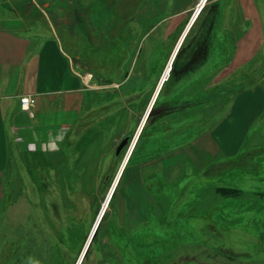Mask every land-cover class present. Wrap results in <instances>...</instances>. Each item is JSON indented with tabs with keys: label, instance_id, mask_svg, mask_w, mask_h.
<instances>
[{
	"label": "rangeland",
	"instance_id": "1",
	"mask_svg": "<svg viewBox=\"0 0 264 264\" xmlns=\"http://www.w3.org/2000/svg\"><path fill=\"white\" fill-rule=\"evenodd\" d=\"M145 1L112 0L109 17L102 0L81 1L95 11L88 35L70 37L90 76L84 118L55 151L10 149L0 172V264L78 263L169 60L170 45L158 46L156 36L140 42L141 34L125 30L119 37L114 29L113 44L102 42L103 18L126 14L128 20ZM35 4L28 17L45 29L49 17L60 24L40 0ZM66 18L63 24L72 27ZM194 36L186 44L196 43ZM183 54L174 59L82 264H264V136L254 133L227 163L205 166V176L202 170L189 177L157 169L144 174L145 221L123 225L133 220L127 191L141 194L131 177L141 183L143 152L153 155L211 130L214 104L223 106L257 77L241 69L219 84L215 66L226 53L211 51L202 62L201 54L184 68ZM124 137L128 143L115 156Z\"/></svg>",
	"mask_w": 264,
	"mask_h": 264
},
{
	"label": "crops",
	"instance_id": "2",
	"mask_svg": "<svg viewBox=\"0 0 264 264\" xmlns=\"http://www.w3.org/2000/svg\"><path fill=\"white\" fill-rule=\"evenodd\" d=\"M22 7L25 9L21 12ZM32 7L28 0H0V172L10 149L57 150L84 118L89 98V72L83 69L70 39L88 35L85 31L89 30V15L80 8L71 27L63 24L67 15L54 14L60 24L48 16L45 29L42 21L28 17ZM41 7L47 9L49 2ZM3 10L12 13L3 15ZM137 12L142 20L151 23L152 30L147 35L156 36L158 46L170 45L166 60L176 49L175 59L183 51L179 61L184 68L190 62L189 53L202 52V62L211 51L221 52L226 54L215 66L220 69L215 82L222 84L241 69H247L248 76L257 77L225 97L223 106L214 104L211 130L140 162L141 183L137 176L131 178L141 186V194L128 190L131 198L124 200L125 205L134 207L129 213L133 220L123 224L129 227L145 221L144 174L155 169L180 174L187 166L200 171L238 155L252 133L259 139L264 136V0H147ZM68 19L74 20L71 15ZM147 35L142 33L139 41ZM192 35L197 42L186 44ZM24 95L33 98L29 112L20 107Z\"/></svg>",
	"mask_w": 264,
	"mask_h": 264
},
{
	"label": "flooded vegetation",
	"instance_id": "3",
	"mask_svg": "<svg viewBox=\"0 0 264 264\" xmlns=\"http://www.w3.org/2000/svg\"><path fill=\"white\" fill-rule=\"evenodd\" d=\"M79 1L80 0H40V3L43 4L45 2H49V7H48L49 14H57V15L63 14V15H67V16L71 15V16H73V19L75 21L77 16H78V13L80 11V8H81L79 5ZM102 1L104 4L105 11L108 14L107 17H109V15H110L109 11L111 9L110 5L112 6V4H111L112 0H102ZM28 3H32L34 5L35 0H28ZM92 6L90 5V7L87 9H85L84 7L82 8V13H86L89 15V24L91 22V17H92V15H94L93 13L95 12L94 10H91ZM137 10H136V12H134L132 17L129 16L130 18H128V20L126 18V17H128V15L125 14L124 17H121V15H120V17L118 16L116 19L114 17V18H109L105 21V23H104L105 27L102 30V32H103L102 33V36H103L102 42L105 45V47L107 46V44L111 45L115 41L111 35L114 29L119 31V34H118L119 37H121V34L125 30L128 31V33L130 35L133 33H134V35L135 34H142V33H144V35L149 34V32L152 30L151 23L149 20H142L139 16V13L137 12ZM89 11H92L93 13L90 14ZM127 21H129L130 24H132L133 28L130 27L129 22H127ZM144 28H147V30L143 31ZM201 53L202 52H200L199 50L192 52V53H189L190 54L189 55L190 56L189 57L190 62L188 64L194 63L196 58L199 55H201ZM163 109L164 108H162V110Z\"/></svg>",
	"mask_w": 264,
	"mask_h": 264
},
{
	"label": "bare ground",
	"instance_id": "4",
	"mask_svg": "<svg viewBox=\"0 0 264 264\" xmlns=\"http://www.w3.org/2000/svg\"><path fill=\"white\" fill-rule=\"evenodd\" d=\"M202 1H203V0H202ZM194 20H195V17L192 18V21L189 23V25H188V27H187L186 30H188V28L191 26V24L194 22ZM177 53H178V49H176V51H174L173 54H171V57H170V59L168 60L166 67L164 68L163 74H162L161 78L159 79V82H158V84H157V86H156V88H155V90H154V93H153V96H152V98H151V101H150V103H149V105H148V107H147V109H146V112H145V114L143 115L142 120H141V122H140V124H139V127H138V129H137V131H136V134H135V137H134V139H133V142L131 143V146L129 147V150H128L127 154L125 155V157H124V159H123V161H122V164H121V166H120V168H119V171H118V173H117V175H116V177H115V180H114V182H113V184H112V186H111V189H110V191L108 192V194H107V196H106V198H105V201H104V203H103V206H102V208H101V210H100V213H99V215H98V217H97V220L100 218V216H101V219H102V217H103V216L105 215V213H106L107 207H108L109 204H110V200H111V196H112V195H110V193H111L112 190H113L112 192H114L115 187H116V185H117V183H118V181H119V179H120L121 173H122L123 169L126 167V164H127V162L129 161V159H130V157H131V153L133 152V149H134V147H135V145H136V143H137L138 137H139V135L141 134L142 128H143L144 125H145V122H146L147 117H148V115H149V113H150V111H151V108H152V106H153V103H154L155 100L157 99V97H158V95H159V93H160V91H161L162 86H164L165 82L169 79V76H170V74H171V70H172V67H173V62H174V59H175ZM159 86H160V87H159ZM158 89H159V90H158ZM112 194H113V193H112ZM109 195H110V196H109ZM101 214H102V215H101ZM97 220H96V222H97ZM84 248H85V247H84ZM83 250H84V249H83ZM81 254H82V253H81ZM80 257H81V256H80ZM80 257H79V260H80ZM83 258H84V257H83ZM83 258L81 259L80 264H82ZM79 260H78V262H79ZM77 264H78V263H77Z\"/></svg>",
	"mask_w": 264,
	"mask_h": 264
},
{
	"label": "trees",
	"instance_id": "5",
	"mask_svg": "<svg viewBox=\"0 0 264 264\" xmlns=\"http://www.w3.org/2000/svg\"><path fill=\"white\" fill-rule=\"evenodd\" d=\"M150 117V113H149V115H148V117H147V120H148V118ZM146 120V121H147ZM143 129H144V127L142 128V131H143ZM142 131H141V134H142ZM141 134L139 135V137H138V140H137V142L139 141V139H140V136H141ZM137 144V143H136ZM135 147H136V145H135ZM135 147H134V149H133V152H134V150H135ZM125 147H123L121 150H120V152L124 149ZM165 150H168V149H165ZM164 150V151H165ZM120 152L118 153V154H116L115 153V156H118L119 154H120ZM133 152L131 153V157H132V155H133ZM160 152H163V151H160ZM160 152H158V153H160ZM144 153V155L142 156V159H147V158H149V157H151V156H153V155H155V154H157V153H155V154H151V153H147V152H143ZM131 157H130V159H131ZM129 159V160H130ZM229 161V160H228ZM227 161V162H228ZM129 162V161H128ZM128 162H127V164H128ZM227 162H225V163H227ZM127 164H126V166H127ZM222 163H216V164H209V165H207V166H213V167H219L220 165H221ZM209 167H207L208 169H209ZM125 169H126V167L123 169V171H122V173H121V176H120V179H119V181H118V183H117V185H116V187H115V190H114V192H113V194H112V196H111V200H110V203H111V201H112V199H113V197H114V195H115V193H116V191H117V189H118V187H119V183H120V180H121V177L123 176V174H124V172H125ZM207 169V170H208ZM195 169L194 168H192L191 166H187V169L186 170H184V172L183 173H186V176L187 177H189L190 176V174H187V173H191V174H193V173H196L195 171H194ZM199 173V175H203V176H205L203 173H207L206 172V170H202V171H200V172H198ZM105 216V215H104ZM104 216L102 217V219L100 220V223L102 222V220H103V218H104ZM100 223H99V225H100ZM99 225H98V228H99ZM136 227V226H135ZM98 228H97V230H98ZM132 228H134V227H132ZM96 233H97V231H96ZM96 233H95V235H94V237H93V239H92V241L94 240V238H95V236H96ZM92 241H91V243H92ZM90 243V244H91ZM90 247V246H89ZM88 250H89V248H88ZM88 250H87V252H86V254H85V256H84V258H83V260L85 259V257H86V255H87V253H88ZM83 262V261H82Z\"/></svg>",
	"mask_w": 264,
	"mask_h": 264
},
{
	"label": "water",
	"instance_id": "6",
	"mask_svg": "<svg viewBox=\"0 0 264 264\" xmlns=\"http://www.w3.org/2000/svg\"><path fill=\"white\" fill-rule=\"evenodd\" d=\"M160 87V86H159ZM159 90V89H158ZM128 137H124L119 143H118V145H117V147H116V149H115V153L116 154H118L119 152H120V150L123 148V147H125L126 145H127V143H128ZM113 191V190H112ZM111 191V193H110V195H112V192ZM109 195V196H110ZM102 215V214H101ZM100 220H101V216H100V218L97 220V222L95 223V225H94V227H93V229H92V231H91V233L89 234V238H88V241H87V243H86V246H85V248H84V250H83V252H82V254H81V257H80V260H79V262H78V264H80V261H81V259L85 256V254H86V252H87V250H88V248H89V246H90V243H91V241H92V239H93V237H94V235H95V233H96V231H97V228H98V225H99V223H100Z\"/></svg>",
	"mask_w": 264,
	"mask_h": 264
},
{
	"label": "built area",
	"instance_id": "7",
	"mask_svg": "<svg viewBox=\"0 0 264 264\" xmlns=\"http://www.w3.org/2000/svg\"><path fill=\"white\" fill-rule=\"evenodd\" d=\"M200 9L201 7H199L197 11H195V13L193 14V18L196 17ZM32 105H33V98L30 95H24L20 98L21 109L29 112Z\"/></svg>",
	"mask_w": 264,
	"mask_h": 264
}]
</instances>
